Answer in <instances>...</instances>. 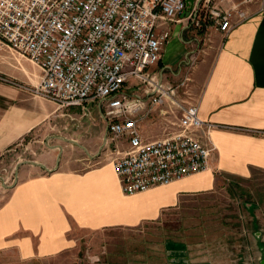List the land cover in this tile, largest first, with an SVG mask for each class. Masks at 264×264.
Wrapping results in <instances>:
<instances>
[{
  "label": "crops",
  "instance_id": "0c3cea01",
  "mask_svg": "<svg viewBox=\"0 0 264 264\" xmlns=\"http://www.w3.org/2000/svg\"><path fill=\"white\" fill-rule=\"evenodd\" d=\"M202 1L194 0L192 15L204 6ZM208 1V9H238L245 20L227 35L211 24L205 31L194 28L185 12L161 22L157 32L169 31L170 39L150 71L176 86L188 73L190 60L197 57L185 94L178 93V98L196 105L198 117L215 125L208 139L214 147L210 168L131 196L121 191L112 165L114 153L107 152L102 163L80 168L86 159L101 155L105 126L98 147L94 139L36 145L41 127L58 126L57 105L29 91L41 79L38 69L8 58L5 49L0 52V77L19 85L0 79V264H72L90 235L139 230L178 209L187 197L213 191L216 177L249 179L254 171L264 172V0ZM26 68L33 73L27 74ZM131 93L149 110L141 125L143 136L161 138L160 113L169 103L150 107L142 88ZM27 146L34 160L15 161L21 147ZM126 148L122 143L120 149ZM75 149L83 150L86 158L74 156ZM12 164L14 176L9 180ZM248 215L257 224L256 215ZM250 227L255 228L244 232L250 253L242 264H264L263 229ZM170 246L165 264H214L191 259L183 243Z\"/></svg>",
  "mask_w": 264,
  "mask_h": 264
},
{
  "label": "built area",
  "instance_id": "2783aa9c",
  "mask_svg": "<svg viewBox=\"0 0 264 264\" xmlns=\"http://www.w3.org/2000/svg\"><path fill=\"white\" fill-rule=\"evenodd\" d=\"M202 2L195 15L189 13L200 31L211 24L227 35L245 20L241 10L208 9L209 1ZM186 7V0H0V52L5 49L35 65L41 79L29 91L58 108L99 103L107 125L105 148L114 153L113 169L126 196L210 168L214 147L208 139L215 125L198 117L196 105L178 98L185 94L197 57L176 86L150 71L170 39L169 31L157 32L158 26ZM137 86L150 107L169 103L160 113L159 139L143 136L141 125L149 110L127 93ZM170 115L174 119L167 120Z\"/></svg>",
  "mask_w": 264,
  "mask_h": 264
},
{
  "label": "rangeland",
  "instance_id": "374dc122",
  "mask_svg": "<svg viewBox=\"0 0 264 264\" xmlns=\"http://www.w3.org/2000/svg\"><path fill=\"white\" fill-rule=\"evenodd\" d=\"M7 56L10 59H20L38 69L24 57L11 52ZM26 70L27 74L33 73L32 70ZM138 88L142 87L129 88L127 93L130 95ZM97 107H101L98 102H89L84 105V109L56 107L59 115L58 126L50 128L47 124L41 127L36 137V145L42 147L50 140L55 145L65 144L67 140H78L80 144L81 140L94 139L98 147L102 141L104 126L107 125L102 119V107L99 111ZM107 152L102 144L99 149L101 155L99 154L98 158L86 159L80 168L102 163L107 157ZM73 155L86 158L85 152L80 149H75ZM17 156L15 161L19 163L34 160L33 150L28 146L21 147ZM8 169L9 180H12L13 164ZM216 179L213 191L187 197L178 209L167 212L156 223L146 224L139 230H115L90 235L72 264H165V254L167 255L173 247L170 245L176 243L187 245L191 259L195 257L214 264L244 263L250 253L245 242L248 233L244 232L247 228L254 229L255 227H250V224H253L263 229L264 233V172L254 171L249 179ZM1 182L0 179V189ZM248 213L256 215L257 224L252 223ZM251 236L252 233L249 237Z\"/></svg>",
  "mask_w": 264,
  "mask_h": 264
},
{
  "label": "water",
  "instance_id": "95a60500",
  "mask_svg": "<svg viewBox=\"0 0 264 264\" xmlns=\"http://www.w3.org/2000/svg\"><path fill=\"white\" fill-rule=\"evenodd\" d=\"M193 5H194V0H186V10L185 13L189 14L191 12V10L193 9Z\"/></svg>",
  "mask_w": 264,
  "mask_h": 264
}]
</instances>
